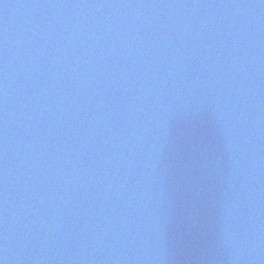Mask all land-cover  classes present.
Returning <instances> with one entry per match:
<instances>
[{
  "label": "water",
  "instance_id": "obj_1",
  "mask_svg": "<svg viewBox=\"0 0 264 264\" xmlns=\"http://www.w3.org/2000/svg\"><path fill=\"white\" fill-rule=\"evenodd\" d=\"M0 264H264V0H0Z\"/></svg>",
  "mask_w": 264,
  "mask_h": 264
}]
</instances>
